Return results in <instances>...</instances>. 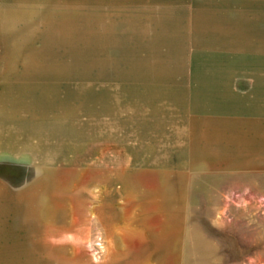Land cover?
I'll return each instance as SVG.
<instances>
[{"label": "rangeland", "instance_id": "1", "mask_svg": "<svg viewBox=\"0 0 264 264\" xmlns=\"http://www.w3.org/2000/svg\"><path fill=\"white\" fill-rule=\"evenodd\" d=\"M182 5L0 0V176L21 187L49 163L74 195L75 230L74 243H0V264H264L253 122L235 119L234 143L196 145L178 119L188 73L168 36ZM24 140L41 157L12 149Z\"/></svg>", "mask_w": 264, "mask_h": 264}, {"label": "crops", "instance_id": "2", "mask_svg": "<svg viewBox=\"0 0 264 264\" xmlns=\"http://www.w3.org/2000/svg\"><path fill=\"white\" fill-rule=\"evenodd\" d=\"M179 1L187 17L170 20L178 23V33L168 40L181 49L179 71L188 73L176 83L186 89L177 96L184 133L192 137L190 144H204L213 137H225L226 143L231 137L234 143L235 119L252 121L247 142L252 152L251 147L264 143V132L258 131L264 126V0ZM10 112L19 121L17 112ZM7 142L0 138V151L10 145ZM13 146L24 156L33 153L37 158L38 153L41 157L37 142L24 140ZM52 152L45 151L46 157L50 159ZM7 161L14 167H28L12 158ZM36 168L38 176L21 187L0 176V243H74L73 193L58 185L57 172L49 163L45 171L43 166Z\"/></svg>", "mask_w": 264, "mask_h": 264}]
</instances>
